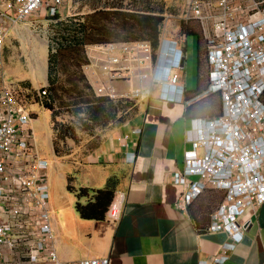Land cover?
Returning a JSON list of instances; mask_svg holds the SVG:
<instances>
[{"label":"built area","instance_id":"obj_1","mask_svg":"<svg viewBox=\"0 0 264 264\" xmlns=\"http://www.w3.org/2000/svg\"><path fill=\"white\" fill-rule=\"evenodd\" d=\"M66 3L0 0V264H66L58 257L50 224L49 163L34 144L30 105L3 69L10 26L39 15L50 22L48 18L62 17ZM153 9L142 14H153ZM164 19L157 48L147 41L89 45L84 68L97 75L92 86L96 96L134 101L149 97L153 85H158L161 100L180 102L185 90L177 86L174 72L181 69L185 33L170 40L166 24L174 20L180 26H197L208 67L202 96H218L220 112L191 120L185 135L191 148L184 152L183 169L172 175L173 184L181 189L174 206L185 211L207 190L224 194L208 225L209 232H222L229 240L211 261L223 264L243 240L247 223L241 218L247 211L257 214L264 203V0H186L179 16ZM167 62L172 67L164 72ZM130 81L139 87L116 92L115 83ZM46 95L45 87L37 91L39 98ZM133 133L140 134V129ZM134 158V153L124 156L127 163ZM123 200L116 193L104 219L118 222ZM71 264L110 263L98 258Z\"/></svg>","mask_w":264,"mask_h":264},{"label":"crops","instance_id":"obj_2","mask_svg":"<svg viewBox=\"0 0 264 264\" xmlns=\"http://www.w3.org/2000/svg\"><path fill=\"white\" fill-rule=\"evenodd\" d=\"M86 8L87 12H92L95 7L89 5ZM180 32L181 27L176 21L166 24L168 39L176 40L182 34ZM184 33L186 42L181 69L174 72L177 86L182 85L185 90L180 102L161 100L160 86L153 85L149 97L134 100L130 107L133 112L124 121L126 131L120 133L118 125L111 129L104 127L102 147L83 154H76L68 139L61 145L70 149L59 151V143L58 152H55L54 136L49 138L52 157L41 156L49 163L47 177L50 169L51 174L75 188L108 187L124 196L122 215L114 223L106 219H80L74 209L72 193H68L72 198L67 199V193L59 195L55 190L50 193V224L56 252L62 262L71 264L85 259L108 258L110 264H211L222 244L229 242L226 234L208 231L210 214L222 201V192L205 191L185 211L174 206L181 189L173 184L172 175L175 170L183 169L184 152L191 148L185 137L191 120L211 118L220 112L218 96H202L207 87L208 67L197 26L189 25ZM190 34L197 37L195 74L192 66L190 74L186 73L187 36ZM17 36L22 38L21 34ZM86 51L88 55L87 47ZM83 71L89 84L94 86L97 75L92 76L87 68ZM130 82L133 84L126 86L115 83L116 92L127 93L139 87L136 81ZM35 121L33 118L31 125ZM135 129H140V134H134ZM125 136L128 138L124 139ZM127 153L135 154L133 163L125 162ZM73 156L80 159V164H75L81 173L80 179L62 170L63 162L66 164ZM86 200L83 198L81 202ZM241 220L247 223L243 240L223 264H264V203L257 214L247 211Z\"/></svg>","mask_w":264,"mask_h":264},{"label":"trees","instance_id":"obj_3","mask_svg":"<svg viewBox=\"0 0 264 264\" xmlns=\"http://www.w3.org/2000/svg\"><path fill=\"white\" fill-rule=\"evenodd\" d=\"M152 13L128 12L105 6L88 14L66 18L57 15L48 18L51 20L49 28L53 34L48 38L45 86L47 95L37 98L42 107L51 112L55 152H58L59 143L68 138L74 141L72 128L54 122L55 107L74 110V116L85 130L124 122L123 118L118 117V112L132 108L134 101L113 102L107 97L94 94L83 71L89 62L84 49L89 45L109 41H147L153 48H157L165 19L162 15ZM180 27L182 32L188 29L184 25ZM21 89L28 97L30 92L26 87ZM67 191L74 195V209L79 218L95 221L104 220V215L116 195V192L108 187L75 188L70 183L67 184ZM83 198H87L86 202H81Z\"/></svg>","mask_w":264,"mask_h":264},{"label":"rangeland","instance_id":"obj_4","mask_svg":"<svg viewBox=\"0 0 264 264\" xmlns=\"http://www.w3.org/2000/svg\"><path fill=\"white\" fill-rule=\"evenodd\" d=\"M185 2L186 0H67L61 15L62 18H66L75 15L88 14L91 13L87 12L88 9L86 7L89 5L91 8L107 5L108 8L112 6L122 7L124 11L129 10L137 13H143L154 8L153 12L156 15H162L163 17L171 15L174 17L179 16L182 13ZM50 24L51 22L39 15L38 17L34 16L30 18L24 24L10 26L5 39L3 65L5 75L10 80L12 87L16 88L18 85L20 87V84H22L21 87H26L28 92H30L28 97H26V93L20 87L21 92L24 94L26 101L30 105L28 107L29 111L33 114V118H36V121L31 125L34 133V143L40 155H43L46 158L50 156L52 157V148L50 146L49 138H52L53 136L55 137V133L51 130L53 124L51 120V112L42 107L40 100L37 98V91L47 86L46 57L49 43L48 38L53 34L49 28ZM18 34H21L22 38H16ZM187 48L186 73L190 74L192 66L193 74H195L197 66L196 35L190 34L187 36ZM84 50L87 54L86 48ZM6 70H8V72ZM132 84L133 82H128L121 84V86ZM125 101L126 100H122V103H125ZM132 112L133 109L130 108L124 111H119L118 117H121L126 121ZM53 113L55 115V123L63 124L64 126L73 129L74 141L70 138H68V140H70V148L76 149V154H83L92 149L102 147L101 142L104 135L103 130L105 129H111L118 125L117 129L120 133L127 130L125 122L114 125L110 124L105 129L94 127L85 130L81 127L82 125H80V121L74 116V110H62L55 107ZM114 138L115 140L117 139V134L114 135ZM121 141L122 139H120V142ZM70 148L61 145V143L59 144V151L65 152ZM70 159L72 160L66 164L63 162L64 168L62 170L65 171L67 175L80 179L81 173L77 171L78 169L75 166V164H80V159H78L77 156L70 157ZM47 183L49 187V196L50 193L55 190L58 191L59 195L67 193V197L65 196L66 199L72 198V195L68 194L67 183L64 180H59L54 173L51 174L50 169H48Z\"/></svg>","mask_w":264,"mask_h":264},{"label":"clouds","instance_id":"obj_5","mask_svg":"<svg viewBox=\"0 0 264 264\" xmlns=\"http://www.w3.org/2000/svg\"><path fill=\"white\" fill-rule=\"evenodd\" d=\"M169 60V59H168ZM172 67V65L170 63H166L165 68L163 69L164 72H167L170 68Z\"/></svg>","mask_w":264,"mask_h":264},{"label":"water","instance_id":"obj_6","mask_svg":"<svg viewBox=\"0 0 264 264\" xmlns=\"http://www.w3.org/2000/svg\"><path fill=\"white\" fill-rule=\"evenodd\" d=\"M247 226V225H246Z\"/></svg>","mask_w":264,"mask_h":264}]
</instances>
